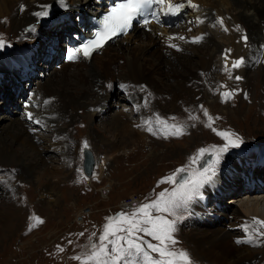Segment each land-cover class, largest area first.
I'll list each match as a JSON object with an SVG mask.
<instances>
[{"label": "rangeland", "instance_id": "1", "mask_svg": "<svg viewBox=\"0 0 264 264\" xmlns=\"http://www.w3.org/2000/svg\"><path fill=\"white\" fill-rule=\"evenodd\" d=\"M217 1L199 2V8L209 11L213 2ZM67 2L65 8L69 11L79 8L78 5L87 7L85 11L88 12L86 16L89 17L92 12L96 11L99 3L104 1L94 0L88 3V0H67ZM219 2L223 3L221 0ZM55 5L56 10L54 9L50 15L44 16L45 21L42 26L40 25L38 28L39 21L36 19L33 23L28 24L22 32H20L22 27L18 28L14 20L16 10H21L19 8L24 7L22 3H17L15 9L13 6L7 12L8 15L2 18L0 16V39L5 41V46L0 49V179H8L9 185L0 187V191L4 192L3 197L0 198V264H82L81 260L74 257H82L83 253L89 251L90 242L99 243V235L102 233L108 217H114L121 211L130 213L140 204L155 199L156 195L164 189L171 190L174 185L158 183L161 178L173 174L176 169L181 167L188 170L198 169L201 164H205L206 158L199 160L196 164L191 163L190 158L196 156L200 148L209 150L206 153L207 156L211 154L214 147H222L226 141L218 133L227 131L234 134L233 138L238 136L242 143L239 147H229L226 152L222 153L220 163L216 166V171L220 167L218 175L223 173L219 178L221 181L218 179L216 182L215 180L219 184V189H216L215 193L212 192L209 199H204L200 191V195L195 196L188 203L187 210L182 208L176 212L177 216H171L177 220V229L173 235L178 243L174 248L189 252L194 264L195 261L196 264L200 262L216 264L208 263L207 260H203L199 256L197 258L192 250L191 240H187V232L181 231H189L192 227L189 222L192 211L190 204L196 199L202 200L200 203L204 207L214 205L216 208L214 212L205 208L203 211L206 213L203 214L201 211L199 216H203L206 225L212 228L223 224L225 218L220 212H231V208L235 207L242 209L241 202L250 194L247 193L248 189L238 191L242 188L237 189L236 187L246 180L244 175H240L246 171L242 164L250 166L251 158L256 159L259 156L261 157L259 161L264 163L263 70L250 71L249 81H247L248 78L244 80L242 77L239 80L235 79L234 86L229 85V87L223 82L224 85L220 84L223 89L219 91L217 90L219 85H217L216 93L221 95L224 92H233V95L230 99H225L221 95L220 103L215 102L216 104L214 103L211 107H208L200 95L198 99L193 97L185 105H183L185 101H178L172 116L169 115L170 113L155 112L154 115H161L160 118L167 117L168 119H161L169 122L168 124L174 120L175 123H183L179 125L183 126L185 133L180 136L169 135L165 138L163 134L156 131L154 138L149 139L148 132H146V136L145 133L139 134L138 132L146 124V121H151L143 114L141 106H137V110L134 112L128 110L126 113L115 105L110 106L109 110L106 109L107 100L111 103V100L115 102L116 99L126 96V89H121V84L126 79L124 74L130 65L129 57L131 55H128L122 60L121 58L115 59L110 67H106L107 79L109 82H113L109 87L110 94L107 97L106 95L102 97V101L97 99L101 103L95 104L96 98L92 92L86 96L81 95L80 102H84L83 104L87 106L80 104L76 119L68 117L62 120L63 122L58 120L56 123L49 122L50 116L49 120L47 118L39 119L41 123L40 137L35 140L34 135L31 136L23 129L24 118L22 116L26 113L25 102L31 99V105L39 104L40 109L48 116L54 110L53 107L59 101L61 93H65L58 92L57 88L59 86L71 87L70 84L75 86L77 81L75 71L67 63L66 58L68 38L76 30L72 27L68 28L71 13L62 12L63 6H59L57 3ZM223 9H227L224 4ZM81 14L83 13L80 12L76 16V20H82ZM72 24L75 23L72 22ZM197 28L200 32L198 25ZM36 30H38L36 35L32 36L31 34L30 36V33ZM190 31L193 32V29ZM242 40L243 44L245 41ZM134 44L136 43L132 40V43L128 42L126 45L137 54H139L137 46L142 45V50H146L147 52H144L147 55H154L149 43ZM113 45L110 47L113 48ZM103 54L98 53L96 61L104 59ZM150 59L155 62L153 57ZM181 61L183 60L181 59ZM176 63L178 62L176 61ZM150 64L147 63L145 66L148 72L145 77H153L159 90L167 93L175 83V64L170 67L162 65L161 67H165L162 70H152ZM113 65L114 68L111 67ZM116 71H120L122 77L119 75L116 77ZM204 74L203 71L197 69L194 76L199 78V82L190 81L201 93L209 92L204 84ZM201 78L203 81L200 80ZM149 80L151 78H148L146 82ZM142 84L144 87L142 89L140 87L138 91L142 93L139 98H143L146 94V90L144 91L145 81H141L140 85L142 86ZM148 84L156 85L150 82ZM149 85L146 86V89ZM236 86L238 87L236 88ZM195 99H197L196 102ZM215 100L212 95L206 101L210 103ZM167 102L169 101L167 100ZM205 109L208 116L213 118L211 121L204 114ZM119 112L126 115L127 126L124 123L123 125L128 127L130 133L127 131L123 135L115 130L113 122L117 117L116 113ZM27 117L29 118V115ZM69 128L70 130H68ZM194 129L196 132H193ZM207 132L211 135L207 136ZM9 135L16 143L12 149L9 141L5 144L3 141V137H9ZM68 136H72L70 144L73 145L75 154L74 159L70 162L71 168L68 166L66 150H61L62 152L54 157L50 143L53 139L57 141L59 138L66 139ZM125 136L134 142L123 143L118 148L111 147L108 150L106 143L114 144ZM22 137H27L30 141L25 143ZM244 137L247 138L246 141ZM171 138L175 139L171 140ZM148 140L147 144L143 142ZM136 141L137 143L141 141L144 145L137 146ZM85 148L92 150L97 161L91 178L85 174L83 168ZM253 148H257L258 153ZM9 153L18 155L19 162L16 161L15 164L14 161L10 162ZM106 155L112 156V159L108 168L104 167L106 171L103 172L99 164ZM246 160H250V162H246ZM256 166L255 163L253 168ZM257 168L259 170H256L255 177L258 176L259 179L256 177L257 180H252V182L259 183L264 187V164ZM247 176L249 178V175ZM239 177L241 178L240 184H235ZM228 181L233 184L229 185ZM208 182L210 185V181ZM247 183H249L248 180ZM46 185H48L46 190L57 194L55 197L57 200L50 204L46 200L48 194L45 192ZM103 187L107 189L102 192ZM67 192H72L73 195L70 197ZM252 195L263 198L261 196L264 195V192H254ZM232 198H237L238 203H227ZM125 202H129L127 203L129 206H124ZM262 206L260 205V208ZM77 210H84L85 214L77 218L75 216ZM6 217L10 219V223L5 226ZM36 217H39L43 222H38ZM195 222L197 224L200 221ZM254 223H257V220ZM199 224L201 227L205 225L204 222ZM199 231L201 232V230ZM92 233L97 235L93 237ZM145 238L147 241L157 243L151 237L145 235ZM233 238L231 237L230 241ZM238 240H242V238L235 239L234 243L237 244ZM60 248L63 251H60ZM252 249L255 255L261 253L264 250V241L261 244L253 245ZM152 255L158 258V254L152 253Z\"/></svg>", "mask_w": 264, "mask_h": 264}, {"label": "bare ground", "instance_id": "2", "mask_svg": "<svg viewBox=\"0 0 264 264\" xmlns=\"http://www.w3.org/2000/svg\"><path fill=\"white\" fill-rule=\"evenodd\" d=\"M66 1L67 0H0L1 18L8 15L9 13L7 12L10 11L13 6L15 9V5L17 3H22V5H24V7L19 8L21 10H16L17 13L14 17L18 28L22 27L20 32L24 31L28 24L33 23L36 19H38L39 21L38 28L40 25L42 26L45 18L44 16L41 17L36 15V13L47 10L48 15H50V13H52L55 9V3H57L59 6H63L64 9L62 10V12L71 13L69 15L71 17L69 21L70 23L68 22V28L72 27V29L76 30L74 34L68 38L69 45L67 47L68 49L66 50L67 63L76 72H74L77 77L75 86H72V84H70L71 87L66 86V88H64L62 86H59L57 88L59 89L58 92L65 93H61L58 102L53 101L57 104L53 107L54 110H52L51 114L49 113L50 115L48 114V116H46L44 114V111L40 109L39 104L32 106L31 99L25 102V112L28 114L31 113L32 118H28V114L26 113L23 114V129L24 132H28L31 136L34 135L35 140L36 138L40 137L39 131H41V123L39 119H48V117L50 116V120L48 119L49 122L55 123L58 120L62 121L64 119H67L68 117L76 119L79 113L80 104L84 103L80 102L79 100V97L81 95L86 96L89 94V92H92V94L95 95L94 98H96L95 104L102 101L101 99L105 95L107 97V95L110 94L109 87L111 86V82L113 81L109 82V80L107 79L106 67H110V64L115 59L121 58L122 60V58L128 55H131L129 57L130 65L128 67V70L124 74L126 79L124 80V83L121 84L124 85V87H121V89H126V96L120 97L121 99H116L115 102H112L111 100V103L109 100H107L106 104L108 106L106 107V109L109 110L110 106L115 105L122 109L124 113H126L128 110L134 112L137 110V106H141L143 109V114L151 120L150 122L152 123L154 131H156L155 122L157 120V117L160 118L161 116L158 114L154 115L155 112L170 113L169 115L172 116V112L177 107L176 104L178 101H185L183 103V105H185L188 101H191L193 97L198 99L200 95L201 98L205 100V103H207L208 107H211V105H213L215 102L220 103L219 98H221V95L219 93H216L217 85H219V89H217L219 91L220 89H223L220 86L221 83L223 84L224 82L228 86H232L236 83L235 77L237 76L242 77V79L244 80L245 78H248L247 81H249L250 71L259 69L263 70L264 72V0H221L223 1V3L219 2L218 0L217 2H213V5L210 6L209 11L199 8V2L208 3L209 0H193L194 5H197L198 7L191 6L189 12L186 13V16L188 15V18L185 20V22L179 24L178 27L171 29L168 28L166 30L155 25L145 27L136 26L133 31H130L128 33V35L108 41V43H106V45L102 49L95 52L92 57L84 58L82 55H80L79 58L75 60L68 59L69 50L76 48L75 45L81 42L80 32H84L85 34L89 35L90 32L88 30L92 31V16L99 14L103 5L107 6L108 2H100L99 6L97 5L98 7L96 11L92 12L88 17L86 16L88 15V12L85 11L87 10V7H80V5H78L79 8L69 11L65 8V5L68 4V2L66 3ZM92 1L94 0H88V3H91ZM223 4L226 5V10L223 9ZM80 12L83 13L80 15V17L82 16L83 18L82 20H76V16H78ZM220 18H223L222 26L217 23ZM72 22H74L75 24H72ZM197 25L200 28V32L197 28ZM225 28L227 29V31L224 30ZM191 29H193V32L190 31ZM37 32L38 30L30 33V36L31 34L32 36H35ZM243 35L247 37V40H244L245 42H243L242 44L241 40L243 39ZM179 36H183L185 37V39H178ZM169 37H173V39L169 40ZM193 37H202V39H200L198 42H193ZM132 40H134L136 44L149 43V47L150 49H153L154 55H147L144 52L146 50H142V45L137 46V51L139 52V54L131 51L129 49L130 47L126 44L128 42L132 43ZM112 43L115 44L113 45ZM171 44H176L177 47H171ZM112 45L114 46L113 48L110 47ZM195 46H197V48H194ZM226 52L227 60L235 61L236 59L243 58L244 63L239 68H232V66H228L227 68L229 69V71H225L226 65L225 60L223 59H225ZM98 53H104V59L96 61L95 58ZM150 57H153L155 62L151 61ZM181 59L183 61H181ZM176 61L178 63H176ZM230 61L229 64L231 63ZM147 63H151L150 67H152V70H162L165 68L161 67L162 65H167L170 67L175 64V83L172 84L167 93L159 90V86L155 83L153 77H145L148 73L145 68ZM111 67L114 68V65ZM197 69L205 73L204 84L209 92L201 93L193 84L199 82V78L194 76ZM116 72V77H118V75L119 77H122L120 71ZM148 78H151V80L146 82ZM200 80L203 81V78H201ZM141 81H145L146 84L144 88V91L146 90V94L143 98H139L142 93L138 92L140 87L141 89L144 87V84H142V86L140 85ZM190 81L193 83H190ZM148 82L156 85H149ZM77 83L78 86H76ZM147 85L149 86L146 89ZM238 86H236V88ZM212 95L216 100L214 102L208 103L206 100ZM97 99H99L100 101H98ZM197 99H195V102L197 101ZM167 100L169 102H167ZM83 106L87 105L83 104ZM33 110L35 111V113ZM124 113H116L117 117L113 122L115 125V130L123 135L128 131V127H125V125L127 126V119ZM161 118L168 119L167 117ZM122 119H124L123 122ZM37 121H39V123H37ZM174 121H172L171 124H183L179 122L175 123ZM123 123L125 125H123ZM147 127L148 124L146 123L143 128L138 131L139 134L143 132L146 136V132H148L149 139L154 138V134L147 131ZM68 130H70V128ZM188 131H190V129H188ZM138 132L135 131V133ZM193 132H196V130L194 129ZM127 133L130 132L128 131ZM184 133L185 129H183V134ZM210 135L207 132V136ZM22 138L25 143L30 141L27 139V137ZM71 138L72 136H68L66 139L59 138V140L57 141L54 139L50 141L53 150L52 155L54 157L62 152L61 150H66L68 156V166L70 168L72 167L70 162H72L71 160L75 157V154L73 153V145L70 144ZM14 139H17V137H14ZM173 139L175 138H171V140ZM103 140L106 141L105 139ZM3 141L4 144L9 141L11 143V149L16 146L15 141L10 135L9 137H3ZM133 142L134 141H132V139L128 140V137L125 136V138H121V140H118L114 144L106 143V145L109 150L111 147L118 148L120 144H131ZM143 142L147 144L149 140ZM143 142L138 141L137 143L136 141L135 144L137 146H142L144 145ZM253 149H255L258 153L257 148ZM9 158L11 159L10 162L14 161V164L16 163V161L19 162L18 155L10 154ZM111 159L112 156L106 155L104 157V159L99 164L101 166V171H106L104 167L108 168ZM251 159L252 162L250 166L242 164L246 171L240 173V175H244L246 180H244L245 182L243 181V184L236 187L237 189L242 188L238 189V191L248 189L247 193H250L251 195L249 194L248 197L241 202L240 207L242 209H238L235 207L233 209L231 208V212H220L225 218L222 225L215 227L213 226L212 228H210L208 225H206V221L203 219L204 217H199L201 211L203 212V214L206 213L205 211H203V209L205 208H208L212 212H214V210L216 209L214 205L204 207L201 205L202 200L199 201L198 199L190 204L192 206V211L190 212L189 222L191 223L192 227L189 231L182 230L181 232H187V240H191L190 244L192 245V250H194L197 258L199 256L200 258H203V260H207L208 263L214 262L216 264H264V250L258 255H255V252L252 249L253 245L258 243L261 244L264 241V236L259 235L260 231H264V225H260L258 223V221H264V195L261 196L263 198H257V196L252 195V193L254 192H264L263 186L259 185V183L252 182V180H257L256 177L258 176L255 177L256 170L258 169L257 167L264 163L259 161L261 160L260 156L256 159ZM96 162L97 161L95 160V163ZM246 162H250V160H246ZM255 163L257 166L253 168V165H255ZM168 170L170 169L168 168ZM222 174L223 173H221L220 175H216L213 179H211L210 185L208 184L209 182H207V184L203 186V193L201 196L204 197V199H209L212 192L215 193L216 189H219V184L216 182L220 178V176H222ZM247 175H249V178ZM91 176L92 175H90L89 177L91 178ZM7 180L0 179V187L9 186ZM219 180L221 181V179ZM236 180L237 181L235 182V184H240L241 178L239 177ZM247 180L250 184L247 183ZM228 184L231 185L233 183L228 181ZM47 188L48 185L45 186V190ZM104 189L107 188L103 187L102 192ZM45 192H48L46 200L49 204L57 200V198H55L57 196L55 192L51 190H46ZM3 194L4 192L0 191V198L3 197ZM67 194L70 197L73 195L72 192H67ZM238 201L239 200L237 198H232L229 199L227 203H238ZM125 203V205L123 204L124 206H129V204H127L129 202ZM260 205H263L262 208H260ZM83 214H85L84 210H77L75 216L78 218ZM168 218L173 219L171 216H169ZM253 218H256L257 223H254ZM195 221L204 222V227H201V225L199 224L200 222L196 224ZM9 223L10 219L6 217L5 226ZM199 230H201V232ZM231 237H234L232 241H230ZM250 237L254 240L253 243H234L235 239L237 238H242V240L240 241H246ZM196 263L197 262L195 261V264Z\"/></svg>", "mask_w": 264, "mask_h": 264}, {"label": "snow or ice", "instance_id": "3", "mask_svg": "<svg viewBox=\"0 0 264 264\" xmlns=\"http://www.w3.org/2000/svg\"><path fill=\"white\" fill-rule=\"evenodd\" d=\"M188 2L191 4V0ZM192 6L198 7L197 5ZM182 7L183 4L178 0L175 3L173 0H119L103 16L100 22L101 27L95 32L94 38L69 50L68 59L75 60L80 55L84 58L90 57L92 52L102 48L109 40L118 35H126L132 27L133 21L138 18L142 19L145 26L150 22V18L160 23L161 13L164 16L178 15ZM36 15L43 17L47 16L48 12L45 10L36 13ZM217 23L222 26L223 18H220ZM224 30L227 31L226 28ZM168 39L172 40L173 37ZM178 39L183 40L185 37L179 36ZM200 39L202 37H193V42H198ZM243 39L246 41L247 37L245 36ZM4 46L5 41L0 39V48ZM171 47L175 48L177 45L171 44ZM243 63V58L236 59L232 62V68H239ZM225 65V71H229L227 52ZM235 79L239 80L241 77L237 76ZM221 95L227 99L233 95V92H224ZM204 114L208 116L206 109ZM28 115L31 119L32 114ZM192 118L195 119V117ZM208 119L211 121L213 118L208 116ZM145 123L148 124L147 131L153 134L159 131L165 138L169 135L180 136L183 134V126L168 124L167 121L159 117L155 122L156 131L150 121ZM218 134L225 139L226 143L222 147L213 148L206 164H201L198 169L192 170L181 167L176 169L173 174L162 177L158 183L174 185L171 190L164 189L156 195L155 199L140 204L130 213L121 211L114 217H108L107 223L104 224L103 231L99 235V243L90 242V250L83 253L82 257L74 258L81 260L82 264H192L187 251L174 248L178 243L173 235L176 231V220L168 217H174L176 212L182 208L186 210L188 203L195 196L200 195V188L215 175L216 166L220 163L222 153L226 152L229 147H239L242 143L238 136L233 138V133L222 131ZM208 152V149L200 148L197 155L190 158L191 163L196 164L199 160H204ZM253 219L256 222V218ZM36 220L40 223L43 222L39 217H36ZM258 223L264 225V221H258ZM96 235V233H92L93 237ZM145 235L157 243L145 241ZM259 235L264 236V231H260ZM68 242L71 243V241ZM241 242L253 243L254 240L250 237L246 241H237V243ZM59 250L63 251L62 248ZM152 253L158 254V258Z\"/></svg>", "mask_w": 264, "mask_h": 264}, {"label": "water", "instance_id": "4", "mask_svg": "<svg viewBox=\"0 0 264 264\" xmlns=\"http://www.w3.org/2000/svg\"><path fill=\"white\" fill-rule=\"evenodd\" d=\"M225 60V59H223ZM230 60H227V67L228 66H232V62L229 64ZM94 167H95V158H94V154L92 152V150H90L89 148H85L84 149V163H83V168H84V172L87 175H92L93 171H94Z\"/></svg>", "mask_w": 264, "mask_h": 264}]
</instances>
